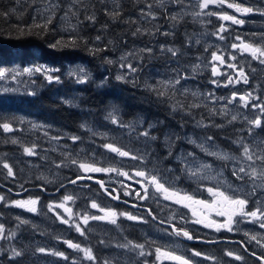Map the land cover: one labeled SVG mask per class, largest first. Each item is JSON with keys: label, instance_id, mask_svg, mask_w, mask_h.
Returning a JSON list of instances; mask_svg holds the SVG:
<instances>
[{"label": "rangeland", "instance_id": "374dc122", "mask_svg": "<svg viewBox=\"0 0 264 264\" xmlns=\"http://www.w3.org/2000/svg\"><path fill=\"white\" fill-rule=\"evenodd\" d=\"M25 1L29 2L33 6V12L36 17L42 19V16L47 17L50 14L45 11V9H47L49 6V0ZM102 1H104L107 6H114L118 5L123 0ZM141 1L142 5H140L139 12L135 13L134 15V32L136 28L139 27L142 30L147 29L150 34L131 35L133 36V38L131 41H129V44L125 41H123L122 43L112 41L110 43V53L109 55H106V57L112 60L113 63H111L112 66H110V69H108L106 66L103 67L102 72L104 73V75L99 80L92 72V68H90V66L80 63L68 66V68L61 74L59 70L51 73L53 75L60 76V82L58 83L55 81H47L46 74L44 73H34L31 76L24 74L17 77L15 81L11 80L10 78H8L7 80H0V101H3L2 103L9 104L7 99L12 97H17L18 100H22L23 98L33 99L39 96L41 92L46 91V89L48 88L52 89V91L55 92V97L60 98L64 102L68 101L67 104L75 105L79 102L78 100L81 93V90L79 89L83 87L85 83H77L76 77L70 75V73H74L78 69H84L88 74L87 81L92 80L100 84L106 83L110 74L113 75L114 79L117 75L125 76V80L123 82L130 83L132 84V86H136L139 90L143 91L148 102H160L167 105L168 107H171L172 110V106L175 105L176 110L174 112H177L175 116H180V114L182 113L183 115L192 117L193 114L191 113V108H189L188 106L193 104L199 105V107L192 108L195 111L201 110L204 116L208 119L213 117L219 118L220 116H226L223 112H225L228 108H224L223 105L227 104V100L231 98L232 93L235 92L239 96L245 93H249V90L241 87L236 91H228L225 87L220 86V79L213 77L212 75V53L215 52L223 56L226 55L230 57V59L231 57H235V59L232 60L239 61V56L237 54L242 51L240 49L231 48V45L233 43L239 42H236V40H230L229 42H226L225 39L222 40L219 38L221 35L224 36L225 32H230L231 29L237 31V25L232 24L230 21L220 20L217 16L201 15L194 17L190 13L201 11L196 6L197 1L194 0H184L183 5L173 4L171 3V0H164L163 6L160 5L159 0ZM58 2L61 7L54 10L55 16L53 20L57 22L61 30L68 33H75L80 29L81 23H84V21H86L83 19V17L86 15L85 10L87 9V7H89V2H91V0H58ZM235 2H240L244 6L264 9V7H262L263 0H235ZM148 4L153 5L150 11L156 15V19H151V17L147 16H141V9H144L145 12L149 11V9L147 8ZM69 5H74V10H77L79 13V20H77L76 17L72 16L71 13H69L67 18L64 17V13L67 11ZM182 8L183 11H181ZM204 11H212L217 13H219V11L227 12L228 14L236 15L238 18H241L244 21V16L246 18H253L249 25L244 24L243 27L245 28V30H250H246V32L250 34V38L253 40V42L251 43L264 46V42H262L260 39V37L264 35V30L258 24L264 20V16L260 15L258 12L241 15L239 13H235L234 9L227 8L226 5L223 8L210 5L209 8ZM176 13H180V17L177 20H172L170 16ZM204 16L215 18L219 23V27L215 30V33L210 34L206 27H204ZM188 21H195L197 23V26L194 33L189 34L190 37L188 34L185 36L187 38V43L191 46L192 50L200 49V52H192L190 50L181 51L179 48L173 46L172 44L159 41L162 38H175V36L178 34V25L173 26V24H185ZM221 25H224V27L227 29L222 33L218 31ZM73 26H75L74 31ZM164 33H168V35H165ZM146 48H151L152 51L150 53L142 51V49ZM168 48L175 49L177 51V55L172 56L171 52L167 51ZM129 52L133 53L134 55L128 56L127 54ZM244 54L245 53H243L242 60L249 61L250 64L248 67L250 68L253 65V58L249 55L246 56ZM122 56H126L127 58L121 60ZM122 63H131L133 67L137 69V71L130 72L126 67L121 68L120 64ZM27 67H44L47 69H55L45 64ZM24 68L26 67H14L5 71L14 74L17 71L22 72ZM226 70L227 68L224 69V71ZM243 70L244 72H246V67H243ZM254 71H264V64H261L259 62ZM179 76H185L186 79H181L180 84L175 85L174 88L169 87L166 90L165 97H159L155 92L149 89V86L156 85L158 88H161L163 90V86L159 82L167 80L174 81ZM214 80L217 83H212V81ZM201 82L204 84L206 82L210 84V86H208L204 90ZM222 83L225 84L226 82ZM5 89H7L8 91H5ZM30 92L35 94L29 95ZM192 93H199V95L193 96ZM209 93H211L212 95L209 96ZM250 93H252L253 97H258V93L254 91ZM262 100V98H259V100L257 101L260 102ZM180 104H183L184 108H180ZM239 104L242 106V102H240L238 99L232 104H227L231 105L229 107V116L231 117L232 115H237V120L244 121L243 118L247 114L241 113L240 108H238ZM213 109H215V114H213L212 112ZM118 111L113 109L108 110L106 112V115L102 118H94L96 120L100 119L101 122L96 120H89L85 124V127L88 128L91 133L103 139L104 144L102 149L98 152V156L86 153L85 150L75 145L76 142H73L69 138L71 136L62 132L60 129L53 127L54 124L49 122L44 123L38 118H33L24 113H21V116H19L20 119H22L21 126L25 124L26 128L20 126L19 128H17V131L21 132V136L28 134L32 137H35L36 140L31 141L32 144H26L24 145V147H22V137H18L19 133H16L17 131H13V133L10 134V136L16 138V141L20 145V151L18 152V154L11 156V162H7L12 166L14 176L10 177L8 175H5V177L8 179H19V177H23L26 181H29L32 184L45 186L47 188H56L65 183V180H72L77 176H88V173H84L82 170H80L78 165L71 163V160L75 159L78 162L93 163L95 164V166L101 168L112 167L123 171L124 169L127 170L129 167H134L138 168L139 170L143 169L151 174H155V172L158 171L162 178V182H166V186L170 185L174 187L176 190L180 191L181 194L187 193L189 195H210L207 191L208 187H219L221 191H224L227 194H232V189H245V183L237 180L234 176L231 175V168L233 167L232 161L224 162L216 160L211 156H203L201 154L205 155V153L202 152L199 147L188 142L190 139L196 140L198 143L205 142L206 146H208L212 151L228 152L213 139L211 141H205V137L207 136L194 135L187 130L184 131V134H182L181 136H179L178 132L174 133L172 135L173 143L171 147H169L166 145L165 136L170 135L162 133V135L160 136L157 133V129L161 127V122L159 120L156 119L151 123L149 121L145 123L143 119H133L131 122L123 123L125 125H131V128L120 127L118 125L112 124L111 120L107 118L109 112H114V115H116L117 118L121 121V111ZM255 115L260 116L264 114H261L258 109ZM170 119L174 123V126L179 125L176 120H174L173 118ZM200 122L203 123L202 117H200ZM149 125H151V135L157 137L156 140L145 138L139 135L140 132L148 129ZM188 125L191 126V124ZM196 127L198 126L196 125ZM248 127H250V125H248ZM54 137H58V139H54ZM180 142H183V144L180 145ZM108 143L117 145L124 150L129 151L133 155L143 156L144 163H141L137 160H132L130 157H128L127 159L125 157H120L116 154H113L104 147V145ZM25 147H34V152L36 154L32 156L25 154L23 150ZM169 152H171V155H169ZM189 152L195 153L197 161H206L213 165V171L206 173L205 175L214 178L198 179L195 177H190L186 172L182 171L184 165L181 164L176 159V157ZM228 153L230 155L232 154L230 152ZM235 154L238 155V153L236 152ZM209 157L214 158L216 162H213V160ZM165 162L167 163V166L166 168L162 169L161 167H164ZM176 163L178 165H176ZM56 164H61V167L57 168ZM1 167L0 171L1 173H3V167ZM168 169H171V171H168ZM5 171L7 170L5 169ZM221 171L223 172V175H218L217 173ZM95 174L104 176L105 179L111 184H117L118 188L126 191L128 195L130 192H133L134 198L137 197L139 202H142L143 200H148L149 202H151L159 210H162L164 212L159 215L161 219H165L166 217H168L170 219L179 220L178 215L181 214L184 209H186V207L181 204H176L172 201L164 200L163 196L159 193H156L155 189L153 188L147 190V195L145 196V192L139 189L141 188L140 186L133 185L125 181L123 176L118 175L117 172H95ZM183 182L188 183V185L186 183L183 184ZM22 185L23 184L18 185L16 189L21 190ZM230 185L231 188L229 187ZM196 190L199 192L196 193ZM87 193L88 189L78 186L68 187L65 189L64 193L61 196H53L48 201L44 199L42 200L41 196L43 193L41 192H36L35 194H29L24 198L16 199L26 200L28 198H38L39 204L37 206V213H31L26 210L11 206L10 202H8V206L13 208L14 212L18 215V217H20V220H26L32 225L38 226L42 230L46 231V233L43 234L45 240L41 239L40 244L37 246V248L43 247L45 249L57 251L53 247V241L65 240V232L63 226L69 225L71 229L75 230L74 225L78 223L82 228L87 227L90 229L91 227L94 231H96L102 229L104 226L106 227L111 224L109 222L101 220H90L87 226L82 224L81 217L85 213L96 216L103 215V213L99 212L97 209L91 208V202L95 201L101 207L112 208L119 213L112 201L106 199L105 197H99L98 195H90V198L87 197L89 199L87 202H82V204H80V200L83 197H86L83 195H86ZM65 195H72L74 197L73 201L66 202L67 207H70L73 210V218L69 221V224L61 223L56 215L57 213H59L65 219L68 218L67 214L64 213L62 209L55 207L56 204L63 202V196ZM257 195L259 196V190L257 192ZM141 197L145 198L142 199ZM251 199L254 200L256 199V197H251ZM260 199L264 201V197H260ZM2 202H0V205ZM50 204L53 206L52 211H50L48 208V205ZM249 206L252 207L253 205L250 203ZM126 213H130L141 218V220L131 222L137 224L143 235L148 240L154 242L157 247L169 251H174L178 255L186 254L188 249L185 247V244L181 241H178V239H176L169 230L160 225L150 223V217L146 218L143 214H137L135 212ZM120 218L126 219V217L120 216L118 217L117 222ZM75 232L77 231L75 230ZM245 232L249 234L247 236V239L251 242V245L253 247H256L257 249L264 251V247H261V244H264V229H261L258 223H250V226L245 228V230L243 231V233ZM251 235H256L257 240H259L261 243L258 244L256 241L250 240L249 237ZM124 243L126 242H122L120 244ZM117 245L119 244H115V247H117ZM37 248L33 249L34 253L32 255L37 260V264H61L63 258L36 252L35 249ZM119 248L120 247H118V249ZM120 249L125 251L126 254L121 255L120 252H118L115 253V256L122 259L125 264H134L136 261L135 259L140 256L139 249ZM236 254L242 255L240 252H237ZM260 255H264V252ZM214 257H216L218 261L222 260L220 254L219 256ZM187 258L193 260L197 264H213L209 260L203 259V257L192 256V253L187 255ZM244 261L245 257L242 261H237L234 259V264H243ZM156 264H174V262L170 260H157Z\"/></svg>", "mask_w": 264, "mask_h": 264}, {"label": "trees", "instance_id": "16d2710c", "mask_svg": "<svg viewBox=\"0 0 264 264\" xmlns=\"http://www.w3.org/2000/svg\"><path fill=\"white\" fill-rule=\"evenodd\" d=\"M140 5H142L141 0H123L114 6H107L102 0H91L89 7L85 10L86 15L83 17L86 21L81 23L80 29L75 33L61 30L57 22L52 20L46 30L33 27L29 34L27 26L32 25L34 19L37 23H43V19L34 15L33 6L25 0H0V12L9 13L8 15H0V70L45 64L58 69L61 74L68 66L80 63L90 66L99 80L104 75L103 67L106 66L110 69L112 66L111 63H107V60L110 59L106 57L110 53V43L112 41L118 43L125 41L129 44V41L132 40L134 15L139 12ZM13 9H15L14 12ZM108 12H119V16L113 19L106 14ZM89 14L95 16V22L85 19ZM203 21L204 27L210 34L215 33L219 27L215 18H204ZM174 25H178V34L175 38H162L159 41L172 44L181 51L200 52V49L192 50L185 37L187 34L194 33L197 23L188 21L185 24ZM18 28L24 29L23 34L18 31ZM241 35L239 32V36ZM73 36L78 38L74 46L50 47L57 40L68 41ZM97 36L101 37L99 41L96 40ZM224 36L226 38L236 37L237 32L231 29L230 32H225ZM244 39L248 40V37H244ZM249 72H251L249 73L250 76H255L256 81L254 82H258L260 85L264 84V71L258 74L252 68ZM79 90H81L79 102L75 105L67 104L55 97V92L48 88L33 99L18 100L17 97H12L7 99L9 104L0 101V123L8 122L13 128L9 133L0 128V167L3 162H11V156L20 151L18 142L12 143L16 138L10 134L17 131V128L21 126L22 119L19 117L21 113L38 118L44 123H52L54 124L53 127L60 129L69 136L80 137L75 145L85 150L86 153L96 156H98V152L104 143L102 138L91 133L88 128L82 127V125L86 126L85 124L89 120L102 118L111 109L121 111L120 119L123 123L131 122L133 119H143L145 123L148 121L151 123L156 119L158 120L162 115L163 107L159 102H148L143 91L130 83L117 81L112 74L109 75L108 81L104 84L90 80ZM255 92L258 93L259 98L264 100L263 89ZM96 121L101 122L100 119ZM21 127L26 128V125ZM16 133H19L18 137H22V147L26 144H32L31 141L36 140L35 137L28 134L21 136V132L17 131ZM166 166L167 163L165 162L164 167L161 168L164 169ZM2 169L4 172L1 173L0 171V181L3 187L0 186V195H3L5 199L0 205V224L4 225L6 237L11 232H15V236L0 239V264H37V260L32 256L33 249L37 248L41 239L45 240L43 234L46 231L31 223L21 224L13 208L8 206V202L19 198L12 193L18 192L16 191L18 185L23 184L27 187L35 184L26 181L23 177L8 179L5 177L7 171ZM83 184L88 189V193L83 195L86 197L80 200V204L87 202L89 200L87 197L90 198V195L106 197L98 184L85 182L81 185ZM41 197L45 200L44 196ZM114 205L119 212H135L132 208L121 205V203H114ZM63 227L65 240L78 243L82 248L92 249L97 258L95 264H102L104 260H109L110 264H125L122 259L115 256V253L120 252L121 255L126 253L115 247V244L127 243L128 241L133 244L145 245L146 255L138 256L134 264H145V262L156 264L157 262L155 253L157 245L143 235L137 224L126 219L120 218L115 226L110 224L96 231L91 227L90 229L84 227V236L75 232L69 225ZM53 247L57 251L64 252L68 257L67 260L62 259L61 264H73L74 261L75 264H94L93 261L84 257L83 252L68 248L63 241L54 240ZM12 248L22 250L24 255L12 258ZM147 253H151V255Z\"/></svg>", "mask_w": 264, "mask_h": 264}, {"label": "snow or ice", "instance_id": "6c2138e0", "mask_svg": "<svg viewBox=\"0 0 264 264\" xmlns=\"http://www.w3.org/2000/svg\"><path fill=\"white\" fill-rule=\"evenodd\" d=\"M159 3L161 6H163L164 0H159ZM171 3L173 4H184V0H171ZM210 5L218 6L223 8L225 5L229 9H234L235 13H239L241 15H247L252 14L255 12H258L260 15L264 16V9L261 8H253L251 6H244L240 2H235V0H197L196 6L201 10L199 12L190 13L194 17L201 16V15H208V16H217L220 20L223 21H230L232 24L236 25H242L245 23V21L241 18H238L234 14H228L227 12H212L208 11L205 12L204 10L208 9ZM61 7L58 0H49V6L47 9H45L46 12L50 13L47 17H41L43 19V23H37L35 22V19L33 20V24L28 27L29 34L31 33V28H41L46 30L48 26L52 23V20L55 16V9ZM153 7L152 4H148L147 8L149 11L145 12L144 9H141V16H147L151 17V19H156V15L151 12V8ZM13 12L15 9L12 10ZM183 11V8L181 9ZM69 13H71L72 16L76 17L77 20H79V13L77 10H74V5H69L67 11L64 13V17L67 18ZM9 13H3L0 12V15H8ZM108 14L111 18L115 19L119 16V12H108ZM189 14V13H185ZM180 17V13H176L170 16L172 20H177ZM85 19L95 22V16L94 15H87ZM134 22V21H133ZM75 30V26H73V31ZM227 29L224 27V25H221L219 28V32H224ZM18 31L23 34L24 29L18 28ZM158 31V29H157ZM133 35L137 34H143L148 35L150 34L147 29L142 30L141 28H136L135 32L132 33ZM165 35H168V33H164ZM220 39H225L224 36H220ZM101 37L97 36L96 40H100ZM236 39L240 40V37H237ZM261 41L264 42V35L260 37ZM78 38L73 36L68 41H64L63 39L57 40L55 43L51 44L50 47L57 48V47H68V46H74L77 43ZM86 43V41H85ZM232 49H240L243 53H248L254 60H259L261 64H264V46L244 42L241 40L240 44L233 43L231 45ZM163 50V49H162ZM142 51L145 52H151V48L142 49ZM167 51L171 52L172 56L177 55V51L172 48H168ZM128 56L134 55L133 53L129 52L127 54ZM126 56H122L121 60L126 59ZM231 59H235V57H231ZM212 60L218 61L220 65H225L226 60L223 56L218 55L217 53H212ZM107 63H113L112 60H107ZM121 68H127L130 72L137 71L136 68L133 67L131 63L128 64H120ZM195 67V66H194ZM228 68H232L238 72V77L235 80V83L243 82L247 84L249 82L247 74L244 72L243 68L237 69L235 64L227 63ZM58 71V69H47L44 67H26L21 71H17L14 74L0 70V80H7L10 78L11 80L15 81L17 77L27 74L29 76L33 75L34 73H44L46 74V79L49 82H60V76L53 75L51 73ZM220 71L217 67H212V75L217 76L220 75ZM70 75L76 77L77 83H86L88 79V74L84 69H78L74 73H70ZM117 81H124L125 76L123 75H117L115 77ZM181 79H186L185 76H179L174 81L173 80H167V81H161L159 82L163 86V90L161 88H158L156 85L149 86V89L157 94L159 97H165L166 96V90L171 87L174 88L175 85L180 84ZM228 83H233V78L229 75L227 76ZM212 83H217L215 80L212 81ZM225 87L228 85L225 84ZM5 91H8L5 89ZM35 93L30 92L29 95H34ZM193 96H198L199 93H192ZM209 96L212 94L209 93ZM223 99V98H222ZM237 99L242 102V106L247 108L249 107L250 100L251 101H257L259 100V97H253L252 93H245L243 95H237V93L233 92L231 98L227 100V104H232L233 102L237 101ZM68 101H66L67 103ZM179 103V102H178ZM227 104H225L224 108H227ZM180 108H184L183 104L179 105ZM173 111L176 110V106L173 105ZM189 108L191 107H199V105H189ZM251 107L253 109H259V112L261 114H264V103H251ZM213 114H215V109L212 110ZM224 115H227V112H224ZM111 120V123L114 125H118L120 127H128L131 128V125H125L122 121H120L116 115H114V112H109L108 117ZM238 116L232 115L229 123L237 121ZM244 121L250 125V127L246 130L248 136H252L253 129L254 128H261L264 129V122H262L261 118L259 116L254 117L252 119H249L247 116H245ZM198 127H208L210 125L203 124L202 122L197 123ZM215 127H223L224 125H212ZM82 127H85L82 125ZM0 128H2L5 132H10L13 130L12 125L8 122L0 123ZM151 125H149L148 129L143 130L139 133V135L150 138L152 140H156L157 137L152 136L150 132ZM73 142H76L80 139L78 136H71L69 137ZM178 138V137H177ZM54 139H58V137H54ZM213 137L207 136L205 137V141H211ZM165 142L166 145L171 147L173 143V137L172 136H165ZM191 144L196 145L200 148L202 152L205 153L206 156L214 157L216 160L219 161H232L233 167L231 168V175L234 176L237 180L245 183V189L241 190L239 188L232 189V194H227L224 191H221L219 187H208L207 191L208 193L213 197V200L211 202L206 200H197L192 195H189L187 193L181 194L180 191L176 190L172 186H166V182H162V178L160 176V173L158 171L155 172V174H151L143 169L136 170L134 172V175L136 177L144 178L145 180L150 183L156 193H159L163 196L164 200L172 201L176 204H181L186 208H189L192 212L193 216L198 217L195 221H193L196 224H203L206 228H212L217 232H220L221 230H226L228 232H232L233 225L244 222V219L247 218V222L249 223H258L259 227L261 229H264V201L260 199V197H264V139L260 140H252V141H245L244 137L241 136L237 140L232 141L236 145V149L238 152L237 154H229L225 151H212L208 146H206L205 142H197L196 140H189L188 141ZM12 143H17L16 140H13ZM105 148H107L110 152L117 154L120 157H130L132 160H137L141 163H144V157L140 155H133L127 150H124L121 147H118L114 144L108 143L104 145ZM24 153L32 156L36 153L34 152V147H25ZM169 155H171V152H169ZM176 159L184 165V168L182 171L186 172L187 175L190 177H195L198 179H205V178H214V177H208L205 174L213 171V165L211 163H208L206 161H197L195 157V153L189 152L186 154H183L181 156H177ZM72 164L78 165L79 169L82 170L84 173H95V172H117L118 175L128 177L129 173L116 169V168H101L95 166L93 163L88 162H78L77 160L73 159L71 160ZM195 165V166H193ZM2 167L7 170L8 176H14V171L12 166L7 163L3 162ZM56 167H61V164H56ZM168 171H171V169H168ZM218 175H223V172L217 173ZM90 176H77L76 179L70 180L69 182L72 184L77 183L78 180L82 179H91ZM138 183H141V181H137ZM103 187L102 181H97ZM63 186V185H61ZM231 188V185L229 186ZM259 190V196L257 195V192ZM107 191V189H105ZM109 195H112L109 193ZM125 195H128V193H125ZM147 195V189L145 188V196ZM251 197H256V199L252 200ZM142 199L145 197H141ZM4 197L0 196V202L4 201ZM74 197L72 195H65L63 196V202L58 203L55 205L56 208L62 209L64 213L67 214V219H65L63 216H61L59 213H57V218L60 220L63 224H69V221L73 218V210L70 207H67L66 202L73 201ZM112 199L118 200V195H112ZM252 204L253 206L250 208L249 204ZM39 199L38 198H28L26 200H15L11 201L10 205L26 210L31 213H37ZM91 208L97 209L99 212L103 213L101 216L96 215H89L85 213L81 217V222L83 225L87 226L89 224L90 220H101L109 222L113 225L117 224V219L120 216L126 217V219L130 221H137L141 220L140 217H137L135 215H132L130 213L126 212H117L116 210L112 208H105L101 207L98 203L95 201L91 202ZM195 206V207H194ZM48 208L50 211L53 210V206L50 204L48 205ZM199 209V211H198ZM205 210L207 213L214 212L215 215L224 217L223 222H218L216 220L209 219V216L205 214ZM237 217L241 218L239 221L237 220ZM18 220H20L19 217H17ZM21 224H26L28 221L26 220H20ZM75 230L81 235H85V229L81 227L80 224L74 225ZM173 232L177 236H183L187 240H194L199 239L198 237H194L189 231L182 229V228H176L173 226ZM246 236L249 234L247 232L244 233ZM15 236V232H11L8 237L5 236V228L3 224H0V239L5 238H12ZM250 240L256 241L258 244L261 242L257 240L256 235H251L249 237ZM68 248L83 252L84 257L89 260L93 261L94 264L97 260L96 256H94L93 251L91 248L84 247L82 248L80 244L73 243L71 240H64L63 241ZM215 241H209V243H213ZM101 243H104V241H101ZM117 247L125 248L129 250L133 249H139V255L144 256L146 255L144 248V244H133L131 241H128L124 244H119ZM261 247H264V244H261ZM12 258H18L22 257L24 255V252L22 250H17L16 248H12ZM36 252L42 253V254H49L52 256L61 257L65 260L68 259V257L65 255L64 252L55 251V250H49L45 249L43 247H38L35 249ZM247 251V249H245ZM156 253V259L157 260H170L175 262V264H194L193 260L183 256L178 255L174 251H169L165 249H161L157 247L155 249ZM148 255H151V253H147ZM225 255L234 258L237 261H242L244 257L242 255H238L232 251H226ZM255 255V253H253ZM192 256L194 257H203L205 260H212L215 261L217 258L214 256H210L204 253H201L200 251L192 250ZM258 259L264 260V257H258ZM75 264V261L73 262ZM102 264H110L109 260H104ZM147 264V262H145Z\"/></svg>", "mask_w": 264, "mask_h": 264}, {"label": "flooded vegetation", "instance_id": "af4514ba", "mask_svg": "<svg viewBox=\"0 0 264 264\" xmlns=\"http://www.w3.org/2000/svg\"><path fill=\"white\" fill-rule=\"evenodd\" d=\"M197 1V0H194ZM262 7H264L262 5ZM212 18V17H211ZM210 17H205V19H211ZM245 23L244 24H250L251 21L253 20V18H249V17H245ZM237 25L236 27V32H237V36L236 37H232V38H226L225 37V41L229 42L230 40H236V44H240L241 40H243L244 42H253V40L250 38V34L248 32H246V29L243 27V25ZM259 26L264 30V23L260 22L258 23ZM211 31V30H210ZM245 31V32H244ZM250 31V30H249ZM239 32L242 34L241 37L239 36ZM206 35V34H205ZM237 37H240V40L236 39ZM244 37H248V40H245ZM220 55V54H218ZM239 56V61H233L232 59H230V57L228 56H223L224 59L226 60V64L225 65H220L218 61H213V66L217 67L220 71V75L217 76H213L216 77L218 79H220L221 83L219 84L220 86L225 87L224 85L227 84L228 86L225 87L228 91H236L238 89H240L241 87L245 88L246 90H249V92L252 91H258V90H264V84L260 85L258 84V82H254L255 80V76L252 77L250 76L249 70L253 68V70H255V68L258 66L259 60H254L253 59V67L251 66L250 68L248 67L250 62L249 61H244L243 59V53L239 52L237 54ZM244 55L248 56V53H245ZM250 56V55H249ZM216 62V63H214ZM227 63H231V64H235L237 69L239 68H243L246 67V74L248 76V80L249 82L247 84L240 82V83H235V80L238 77V72L232 68H228L227 67ZM162 65V64H161ZM226 71H224V69H226ZM258 74L260 73L259 71H255ZM208 75V73H207ZM231 76L233 78V83L229 84L228 80H227V76ZM205 76H206V72H205ZM222 82H226L225 84H223ZM202 83V82H201ZM204 90L210 86V84L206 83H202ZM255 102V103H264L263 100L262 101H251L250 100V104L249 107L245 108L243 106H241L239 104L238 108H240V111L242 114H247L246 116L249 119H252L254 117H257L255 115V113H257L258 109H253L251 107V103ZM160 103V102H159ZM162 115L161 117L158 119L161 122V127H159L157 129V133L161 136L162 133L164 134H168L170 136H172L174 133H179V136H181L182 134H184V131H189L190 133L194 134V135H198V136H211L213 137V140L218 143L222 148H224L226 151L230 152V153H238L237 149H236V145L234 143H232V141L237 140L239 137L243 136L245 138V141H252V140H258V139H264V129L261 128H254L253 129V134L252 136H248L247 135V129L248 124L243 121V120H237L235 122L229 123L231 117L229 116L230 110L229 107L231 105H227V110L225 112H227L226 116H220L219 118H210L208 119L207 117L204 116V114L202 113L201 110L195 111L192 107H191V113L193 114L192 117L183 115L182 113L180 114V116H175V114L177 112H174L172 110L171 107H168L165 104H162ZM225 106V105H223ZM224 113V112H223ZM255 115V116H254ZM200 117H202L203 120V124L206 125H210L208 127H196L197 123L200 122ZM262 120V122H264V115H260L259 116ZM170 118H173L174 120H176L179 125L174 126L172 120ZM188 124H191L188 125ZM212 125H224L223 127H215ZM181 126V127H180ZM180 145L183 144V142L179 143ZM115 154V153H113ZM117 155V154H116ZM203 156H206L204 154H201ZM128 159V157H125ZM211 158V157H209ZM213 160V162H216V160L214 158H211ZM176 165H178L176 163ZM136 170H139L138 168H134V167H129L127 170H123L125 172L129 173L128 177L123 176L124 180L133 184V185H138L140 186L143 192H145V188L147 190L153 188L154 187L148 183L147 180H145L144 178L141 177H136L134 175V172ZM89 176L95 177V178H100L102 180H104L106 182V184L110 187V189H108V192L111 193L112 195L115 194L114 190H116L119 194H120V198L126 201H131V202H135L137 203L139 206L142 207H146L150 209V212L146 211L145 209H132L135 211V213L137 214H143L146 218L150 217L149 222L152 224H157L160 225L162 227H164L165 229L169 230L173 236L178 239V241H181L185 244V247L188 249L185 257H187V255H189L190 253H192V250H196V251H200L201 253L210 255V256H219V254L221 255V261H218V259H216L215 261L209 260L211 263L213 264H234V258L229 257L227 255H225L226 251H232V252H240L244 257H245V261L243 264H264V260L258 259V257H264V255H260L261 253H263L264 251L257 249L256 247H253L251 245V242L247 239V236H245V234L243 233V231L245 230V228H247L248 226H250V223L247 222V218L244 219V222H240L237 224L233 225V231L232 232H228L226 230H221L220 232L215 231L212 228H206L203 226V224H196L193 221H195L198 217L193 216L192 212L189 208L184 209V211L178 215L179 220H174V219H170L168 217H166L165 219H161L159 217V215H161V213H164L162 210H159L156 206H154L151 202H149L148 200H143L142 202H139L138 198H134V194L133 192H130L129 195H125L126 191H123L121 188H118L117 184H111L110 182H108L104 176L95 174V173H88ZM76 178V177H74ZM3 179V178H2ZM70 180H65V183H63V186H58L56 188L53 187H45V186H41V185H31V186H27L25 187V185H22V189L18 190L16 189V191L18 192H24L23 195L17 196L19 198H24L25 196L29 195V194H35L36 192H41L43 193L42 196H44L45 200L48 201L50 200L53 196L59 195L61 196L65 189L68 187H85V185H81L82 183L85 182H80L79 184H73V185H68ZM137 181H141V183H138ZM88 183H93V182H88ZM186 182H183V184H185ZM29 184V183H27ZM95 184V183H94ZM182 184V185H183ZM188 185V183H186ZM99 186V185H98ZM61 189L59 192L58 190ZM199 191L196 190V193H198ZM104 195L106 196L105 198L112 201L105 193ZM193 195V194H190ZM4 197V196H3ZM193 197L197 200H206L211 202L213 200V197L211 195L208 194H198V195H193ZM43 200V198H42ZM113 202V201H112ZM115 204H117L116 202H114ZM120 204V203H118ZM124 205L125 204H122ZM195 207V206H194ZM251 208V206H249ZM199 211V209H198ZM205 214H207L209 216V219L212 220H216L218 222H223L224 221V217L221 216H217L215 215L214 212L212 213H207V211L205 210ZM155 217V218H154ZM241 218L237 217V220L239 221ZM29 223V222H28ZM172 224L174 225L176 228H182L185 229L187 231H189L194 237H198L199 239H194V240H187L186 238H184L183 236H177L174 234L173 232V228L170 227L169 225ZM209 241H215L213 243H209ZM245 249H247V251H245ZM253 253H255V255H253ZM180 255V254H179ZM183 255V256H184ZM194 262V261H193ZM175 264V262H174ZM194 264H197L194 262Z\"/></svg>", "mask_w": 264, "mask_h": 264}, {"label": "water", "instance_id": "95a60500", "mask_svg": "<svg viewBox=\"0 0 264 264\" xmlns=\"http://www.w3.org/2000/svg\"><path fill=\"white\" fill-rule=\"evenodd\" d=\"M89 176V175H88ZM87 177V176H85ZM92 177V176H90ZM76 179V178H74ZM73 180V179H72ZM97 181H102L103 182V187H101V185L99 183H97ZM80 182H93L95 184H98L102 191L113 201V202H116V203H122V204H125L126 206H128L129 208H132V209H145L146 211L150 212V209L149 208H146V207H142V206H139L137 203L135 202H131V201H126V200H123V199H120V194L114 190L115 192V195H118L119 196V199L118 200H114L112 199V195H109V192H108V189H110V187L106 184V182L100 178H95V177H92L91 179H82V180H78L77 183L75 184H79ZM68 185H73L72 183H68ZM0 186L3 187V184L1 183L0 181ZM105 189H107V191H105ZM61 189L58 190V192L60 191ZM15 196H20V195H23L24 192H12ZM155 218V217H154ZM170 227L173 228L174 225L170 224L169 225Z\"/></svg>", "mask_w": 264, "mask_h": 264}, {"label": "bare ground", "instance_id": "6f19581e", "mask_svg": "<svg viewBox=\"0 0 264 264\" xmlns=\"http://www.w3.org/2000/svg\"><path fill=\"white\" fill-rule=\"evenodd\" d=\"M219 12H220V11H219ZM204 17H205V16H204ZM263 21H264V20H263ZM263 21H262V22H263ZM230 24H231V23H230ZM229 26H230V25H229ZM240 37H241V36H240ZM226 51H227V50H226ZM230 51H231V50H230ZM203 64H204V63H203ZM252 67H253V66H252ZM198 68H199V67H198Z\"/></svg>", "mask_w": 264, "mask_h": 264}]
</instances>
